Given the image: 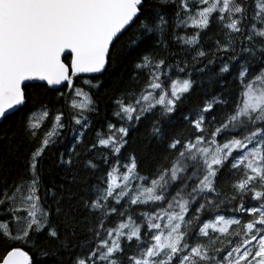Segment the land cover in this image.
Instances as JSON below:
<instances>
[{
  "label": "snow or ice",
  "instance_id": "6c2138e0",
  "mask_svg": "<svg viewBox=\"0 0 264 264\" xmlns=\"http://www.w3.org/2000/svg\"><path fill=\"white\" fill-rule=\"evenodd\" d=\"M176 43L190 61L170 50ZM127 59L132 86L112 97L116 123L87 147L100 156L82 159L76 147L99 108L75 81L100 89L81 74ZM206 78L218 90L205 91ZM195 87L199 103L179 116L185 135L175 118ZM55 93L67 111L52 113ZM145 121L146 143L129 151ZM21 131L34 147L28 179L0 191V264H264V0H0V155L15 153ZM62 136L70 147L53 166L103 172L79 208L76 193L66 208L44 182L45 155ZM148 144L154 166L141 175ZM132 206L149 211L133 218ZM244 213L247 223L236 218Z\"/></svg>",
  "mask_w": 264,
  "mask_h": 264
},
{
  "label": "trees",
  "instance_id": "16d2710c",
  "mask_svg": "<svg viewBox=\"0 0 264 264\" xmlns=\"http://www.w3.org/2000/svg\"><path fill=\"white\" fill-rule=\"evenodd\" d=\"M219 31L218 25L213 21V23L210 25L209 29L206 30L205 33H202L201 35V43L204 45L205 49L208 50L209 46L212 43V40L215 39L217 33ZM178 34L180 35H191L192 30H189L187 33L184 32L183 29L178 30ZM173 52H176L178 54L177 58L186 57L191 60V55H188L185 53L183 46L176 43L172 46L170 49ZM194 55V53H192ZM131 62L130 59L125 60L123 64L117 63L114 67H111L108 72L96 75H82L83 79H91L95 77V80L101 81V88L100 89H89L87 85H84L82 83L81 79H77L75 81L76 85L79 87H83L85 91H91L93 98L97 101V105L99 108L98 112L89 113V119L91 121V126L87 130L86 135L83 138V143L80 145H77L76 151L81 154L82 159L83 158H92L93 155L98 158L100 156V152H97L95 154L87 155L86 156V150L87 147L90 145V142L95 139L96 133L98 131L100 132H106V123L107 121H111L113 123H116L115 118L112 116V110H113V104H112V97L119 92L123 91L127 87H131L132 83L129 78V74L131 73ZM183 75V74H181ZM146 79V77L141 78V83H143V80ZM95 82V81H94ZM137 90H139V85L135 86ZM204 90L211 93L212 91L218 90L215 86V84L208 80L206 78L205 84H204ZM64 91H68L67 89H64ZM56 96H58V93L53 94L50 100V107L52 109V113L55 114L57 109L65 110L67 109L63 105V101H57ZM200 100V88L195 87L192 94L185 99L184 103L179 106L178 112L176 114L175 118V126L177 132H183L185 135L188 134V129L183 127L182 121L179 119L180 113H187L189 110L193 109L197 103H199ZM37 108H39V104L36 105ZM153 117H149V120H151ZM67 122V121H66ZM47 125V122H45ZM148 124V121H145L138 130L131 133V139L129 141V147L128 150L131 151L132 148H137L138 150L140 148H143L144 143L146 141L143 139V134L145 132V128ZM117 127H119V124H117ZM46 130L45 128L41 129V135L43 134V131ZM14 145L16 146V151L14 154H8L6 156L0 155V191L3 190L5 186L13 185V182H20L21 179H28V174L25 171L26 168V160L29 155V153L33 150V142H31L27 135L21 131L17 138L14 140ZM70 147L69 143L64 140V137H61V142L57 145L53 146L45 155V160L43 164L44 168V182L45 186L52 184L53 182L56 184V188L53 189L54 191H58L59 195H64L65 197V203L64 206L67 208L69 206V201L67 199L68 195L70 193H76L75 196H73L72 204L74 207L79 208V202L81 200V197L84 199H87V196L85 195V189H88L89 186L95 185L98 183L99 178L103 174L102 171L98 172H92L90 170H86L79 165L76 166L74 172H68L67 170H63L59 167L53 166V161H55L56 157L53 153H55L57 150L63 152L66 151ZM153 144H148L147 148L144 149L146 152V155L144 156V159L140 163V173L141 175H148L150 170L154 166V161L151 159L152 153H153ZM127 155V152L124 153ZM105 166L101 163V168L103 169ZM63 185V190H60V186ZM9 191H11V188H9ZM149 211L148 207L145 206H132L131 215L133 218H138L139 214L141 212H147ZM85 216L84 211H78L77 212V219H83ZM236 218L241 219L242 223H247L248 220L251 219V217L244 213V214H236ZM89 220L92 221V226H95V219L89 218ZM137 223H140V220L137 219ZM107 226L111 227L113 226V222H110ZM232 230H239L238 226H233ZM77 231L81 233V238H83V234L87 233V226L84 224H81L78 226ZM232 240V243L235 244L238 237L229 236L225 239V243H227V240ZM255 243V241H253ZM3 241H0V246H2ZM122 244L126 245L127 241H123ZM223 246V245H218ZM134 247V244H133Z\"/></svg>",
  "mask_w": 264,
  "mask_h": 264
},
{
  "label": "water",
  "instance_id": "95a60500",
  "mask_svg": "<svg viewBox=\"0 0 264 264\" xmlns=\"http://www.w3.org/2000/svg\"><path fill=\"white\" fill-rule=\"evenodd\" d=\"M81 75H96V74H81Z\"/></svg>",
  "mask_w": 264,
  "mask_h": 264
}]
</instances>
